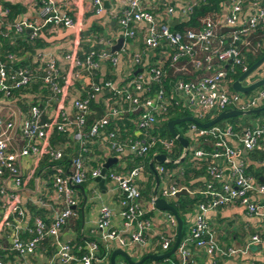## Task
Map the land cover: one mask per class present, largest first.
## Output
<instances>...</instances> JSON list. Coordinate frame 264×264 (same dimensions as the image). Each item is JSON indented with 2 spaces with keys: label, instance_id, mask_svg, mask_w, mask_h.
<instances>
[{
  "label": "built area",
  "instance_id": "built-area-1",
  "mask_svg": "<svg viewBox=\"0 0 264 264\" xmlns=\"http://www.w3.org/2000/svg\"><path fill=\"white\" fill-rule=\"evenodd\" d=\"M37 2L38 22L23 16L6 21L7 9L0 5V25L4 26V33H9L11 39L26 34L33 39L40 37L44 26L48 30L76 28L74 19L60 6V0ZM195 3L196 0H122L121 6L112 12L118 27L112 37H123L118 50L111 51L109 45L104 46L108 39L100 32L85 41L97 48H89L81 52V56L76 43L57 55L36 50L33 59L38 61L37 69L47 87L45 105L28 103L21 110L14 102L13 91H20L26 86L31 81V73L26 67L8 66L0 60V264H12L1 254L7 234L9 249L20 256L33 254L40 239L52 237V255L58 262H102L104 254L98 255V241L86 240L83 251L77 256L71 240H61L58 236L61 226L75 213L73 206L78 195L73 184L99 175L102 162L98 158L103 148L118 156L125 152L147 156V162L153 154H164L160 162L153 161L158 181L155 195H152L151 184L146 207L140 203L142 195L138 176L142 165H135L124 173L106 169L101 175L103 179L114 181L120 192L118 215L127 229L124 234L111 227L112 210L106 204L100 205L95 225L100 229L104 250L106 243L113 239L120 246L129 243L143 245L154 254L167 250L175 235L173 214L162 210L171 225V232L157 235L152 242H148L146 237L150 217L144 215L158 209L153 204L154 196L169 201L168 198H173L182 187L190 192L176 182L181 167L166 165L167 162L177 163L184 155L205 165L207 177L204 188L198 191L204 199L194 205L192 221L179 238L174 259H166L165 264H189L196 249L213 257L245 250L250 243L264 242V179L259 180L245 168L247 151L259 146L260 140L264 139V123L260 124L255 118L237 132L229 122L202 127L188 120L182 132L174 128L177 134L187 139L186 149L180 143V149H177L175 142L179 141L174 135L153 132L154 124L164 118L172 104H179L189 111L187 115L198 119L208 112L217 113L227 107L248 112L264 101V83L244 93L233 90L231 81L226 79L231 65H239L242 71L247 68L241 52L242 45L253 50L259 46L258 41L253 44L251 38L256 30H264V0H222L217 11L199 17L197 26L172 30L170 21L186 20ZM91 4L95 13L103 10V0H91ZM155 6L157 9H154ZM138 30H141L139 44L130 49L126 39H138ZM7 57L12 62L19 58L14 54ZM107 61L112 65L108 72L113 71V79L101 78V74L107 72L106 67L104 70ZM166 77H169L168 91L162 84L150 90L152 81ZM73 81H78L81 88L74 90L71 99L66 101L65 96ZM92 99L101 100L103 113L83 129ZM66 102H69L68 107ZM129 114L134 115L135 128L140 129L137 136H119L116 130L105 128L110 117ZM53 129L69 130L78 143L77 153L67 165L60 161L62 148L49 142ZM88 144L101 148V153L92 158L96 159L95 166L88 163L86 155H91L93 151ZM41 156L50 161L48 166L52 171L42 175L44 168L38 173L33 170L25 174L18 159L30 157L36 166ZM154 172L151 170L153 181ZM259 176L264 177V174ZM30 177L45 188L33 193L29 199L33 204L51 211L48 221L44 219L47 217L31 214L26 205L28 198L23 199L20 194L24 179ZM48 177L51 178L49 187L46 185ZM232 202L239 203L248 216L263 221L261 231L250 233L243 248H222L207 220L210 210ZM25 230L31 235L22 238L20 233Z\"/></svg>",
  "mask_w": 264,
  "mask_h": 264
},
{
  "label": "crops",
  "instance_id": "crops-1",
  "mask_svg": "<svg viewBox=\"0 0 264 264\" xmlns=\"http://www.w3.org/2000/svg\"><path fill=\"white\" fill-rule=\"evenodd\" d=\"M7 1L11 4L21 6L22 10L17 13L15 17H27L28 19L38 22L37 11L39 3L37 0H0V5ZM60 6L64 8L68 14L74 19L76 28H58L48 30L47 26L41 28L40 37L45 44L38 48L40 52L46 54L57 55L60 52L69 49L75 43L81 45L82 42L87 41V38L96 32H100L107 37V43L104 46H111L115 40L120 36H113L116 34L118 27L115 17L112 12L121 6L122 0H103V10L100 13H95L92 8L91 0H60ZM154 9H157L156 6ZM36 18V19H35ZM172 22V21H170ZM26 32V30H24ZM79 33V34H78ZM138 39H126L130 49L135 48L139 44V37L141 30L137 31ZM124 40V42H126ZM79 45V47H80ZM107 72H108V67ZM104 66V70H106ZM264 76V61L257 69H254L250 74L243 78L242 83L247 84L259 77ZM259 86V85H258ZM256 86V87H258ZM246 93V92H244ZM69 103V102H68ZM66 102V106L69 104ZM245 114V113H243ZM242 114H240L241 116ZM264 117V114H261ZM260 146L264 147V139L260 142ZM98 151H101L99 145H95ZM116 156V160L110 162L107 169L114 170L118 173H124L126 170L122 168L125 164L123 159H120L113 151L103 148L101 155V162H104L107 157ZM21 169L25 174H29L36 170L35 162L30 157H21L18 159ZM263 180V176H261ZM146 175L139 173L138 181L145 182ZM36 180V179H35ZM23 187L20 189V194L23 199L31 202L29 197L38 191H44L45 188L36 180L35 192H31L34 188V178L30 177ZM75 188V187H74ZM77 202L73 206L74 214L71 215L66 222L61 226L59 231V239L66 241H74L76 235H80L82 239L88 237H96L100 239V229L96 227L95 222L98 214V208L102 204L108 205L112 210L110 217V225L113 228L119 229L122 233H126L127 229L121 224L118 215L120 192L115 185V182L109 179H104L102 186H98L94 180L86 181L82 189L77 188ZM84 195V198H83ZM32 203V202H31ZM140 203L146 207L148 202L142 196ZM33 204V203H32ZM36 204V203H35ZM29 210V209H28ZM51 211L46 210L42 215L49 218ZM150 226L146 232L148 242L154 241L157 235L170 234L171 225L168 224L162 210L150 211ZM188 218V216L186 217ZM208 224L214 232L217 243L222 247L233 246L235 248H243L248 235L255 231H261L263 221L253 216H248L244 212V208L237 202L229 203L225 206H220L208 212ZM9 233V231H7ZM9 235L4 237L3 246L1 249L2 258L11 262L12 264H37L40 262L49 261L50 264H62L58 262L52 255L54 252V240L52 237H43V242L39 241L33 254L18 255L13 250L9 249ZM106 249L100 264H109L108 256L113 248H122L129 256L132 262L138 261L143 255L148 254L149 250L143 245L137 243H129L123 246L117 244L113 239L106 243ZM174 254V252H173ZM189 264H251L254 260L264 263V242L250 243L245 250L236 251L232 254H224L213 257L206 256L202 250H194ZM115 264H130L121 255L116 254ZM143 261V260H142ZM140 261L138 264H140ZM66 264H82L79 260H71ZM132 264V263H131Z\"/></svg>",
  "mask_w": 264,
  "mask_h": 264
},
{
  "label": "trees",
  "instance_id": "trees-1",
  "mask_svg": "<svg viewBox=\"0 0 264 264\" xmlns=\"http://www.w3.org/2000/svg\"><path fill=\"white\" fill-rule=\"evenodd\" d=\"M222 0H196L195 5L192 8L191 13L189 14V17L186 20H181L174 22L170 24V28L172 30H181L184 27L187 26H197L199 24V17L206 14L207 12H214L217 11L219 8V3ZM3 7L7 9V13L4 16V20H13V18L17 15L18 12L22 10L21 6H17L16 4H11L7 1L3 3ZM5 28L3 25H0V60L4 62L6 65L10 66H21L26 67L29 69L31 73V81L24 87L20 89V91L14 90L13 91V97L14 102L20 107L21 110H24L28 103H34V104H40L45 105L46 100V94H47V87L45 84H43V80L41 77V72L38 67V61L34 60V56L36 53V50H39L38 48L42 47V45L45 44V41L42 40L41 37H35V38H29L26 34L23 37H16L11 39L9 36V33H4ZM253 44L255 41H258L259 46L256 48V50L251 49L249 46L242 45L241 52L244 56V60L247 63V66L251 64L254 60H256L262 52H264V30H256L254 35L251 38ZM80 45V44H79ZM78 45V51L80 56L82 55L81 52L86 51L89 48L96 49L97 46H89L85 42H82V44L79 47ZM8 54H14L19 56V58L15 59L13 62L8 59ZM33 59V60H32ZM12 62V63H11ZM112 65L107 61L105 63V67H108L110 69ZM241 68L239 65H231V69L227 70L226 73V79L229 81H232L238 74L241 73ZM102 75V79L104 78H114L113 71L112 72H104ZM169 77H166L164 80L160 81H152L149 85L150 90L158 88L159 84H162L164 89L168 91L169 89ZM95 79H97L95 77ZM100 79V78H99ZM261 86V85H259ZM81 88L80 83L78 81H73L72 86L68 89L69 92L65 96V100L68 101L73 96L74 90H79ZM106 94V91H104V95ZM258 109H255L257 108ZM89 112L85 116L84 123H83V129H85L91 121L100 116L103 113V105L100 99H92L89 103ZM189 114V111L187 109H183L179 104H172L169 105L167 112L164 114V118L162 120H158L153 127V132L158 131L161 135H167L169 136L170 133L167 129L166 120L174 117H180ZM216 114L215 111H211L206 113L202 118H198L199 121H205L209 118L213 117ZM261 114H264V101H262L258 106L254 107L253 109H250L247 113L240 115H234L229 116L223 119L218 120L215 123H222V122H229L232 124V127L234 130L239 132L241 128L248 124L250 121H253L255 118H258V122L264 123V117L261 116ZM43 119H46L45 115H43ZM134 115H120L115 117H110L109 121L106 125V129H114L119 134V136H129L134 137L137 136L138 133H140V129L135 128L134 124ZM188 123V120L180 121L174 124V128L182 132ZM176 124L180 127V130L177 129ZM176 141V140H175ZM261 141V140H260ZM49 142L52 146H60L62 148V156L60 158V161L65 165L68 164L69 159L77 153L78 150V143L72 138L71 133L69 130H56L53 129L50 133ZM177 149H180L179 142H175ZM202 145L207 147V144L203 143ZM92 151L91 155L88 156V163L91 166L96 165V159H92L101 152L98 151L94 145L88 144ZM92 147V148H91ZM177 151V150H176ZM247 161H246V171L252 173L256 176L259 180H262L261 176L259 174H264V147L255 146L249 151H247ZM120 159H123L125 164L122 168L119 166L118 169L122 170H128L131 167L135 165H142V173L146 175L147 179L145 182L140 183V191L141 195L144 198H148L151 184L153 183L152 176H151V170L148 166L147 162V156H138L134 155L128 152H125L123 154H120L118 156ZM98 159H101L98 158ZM50 161L47 160V157L41 156L36 161V170L44 169L42 172V175L49 174L52 169L48 166V163ZM197 160H190L185 155L178 160L177 163L167 162L166 165L168 166H175L179 165L181 167V173L176 175V182L180 185L185 186L190 192H186L184 194H180L176 198L173 197L169 202L174 206L176 209L177 214L181 217L182 220V226H181V234L185 233L184 230V212L191 211L194 205L199 202L200 200L204 199V196L198 192L200 189L204 188V180L207 177L205 174V165L203 162L198 163ZM110 169H108L109 171ZM88 176V175H87ZM29 179V178H28ZM28 179H24L25 182L28 181ZM92 181L93 178L86 177V179L81 182L80 184L83 186L86 181ZM46 185L48 187L51 185V178L48 177L46 181ZM77 191L78 189L75 188ZM27 208L29 209L31 214H38L41 217H44L42 214L46 211L42 206L32 204L31 202L26 203ZM169 211V210H168ZM194 211V208H193ZM150 212H146L144 216H149ZM31 219V218H29ZM46 221H48V218H44ZM29 225H31V221L28 222ZM8 229V228H5ZM31 235L30 232L27 230L20 233V236L22 238H27ZM94 239L98 241L97 246V252L98 255H103L105 250L103 243L100 239L96 237H88L87 239H82L80 235H76V239L74 241H70L72 245V249L74 250V253L78 256L83 251V245L86 240ZM43 242V238L40 239ZM173 242V239L171 240V243L167 250L171 247V244ZM10 245V241L8 243ZM195 257V256H192ZM166 259H174V254L171 253L166 257L161 258H151V257H145L143 261L140 264H147L149 262H153L154 264H165ZM195 259L197 260L198 257L196 256ZM254 264H264L263 262H259L258 260L253 261ZM198 264H201L198 262Z\"/></svg>",
  "mask_w": 264,
  "mask_h": 264
},
{
  "label": "water",
  "instance_id": "water-1",
  "mask_svg": "<svg viewBox=\"0 0 264 264\" xmlns=\"http://www.w3.org/2000/svg\"><path fill=\"white\" fill-rule=\"evenodd\" d=\"M174 23V20L171 22V24ZM123 43V37L120 35L115 42L110 46V50L111 51H115L118 50L120 48V46ZM264 61V52H262V54L256 59L254 60L251 64H249L247 66L246 69H244L243 71H241L240 74H238L232 81H231V88L233 90H237L240 92H247L253 88H255L256 86L263 84L264 83V78L263 77H259L247 84H243L242 80L243 78H245L248 74H250L254 69L258 68L259 65ZM140 68H137L136 70H138ZM255 109H258L255 108ZM246 110H240L237 108H231V107H227L225 109L220 110L219 112H217L213 117L209 118L208 120L205 121H199L198 119L192 117L191 115H184V116H180V117H174V118H170L166 120V125H167V129L169 131V133L171 135H174L176 137V139L179 141V143L182 145V147H184L186 149L187 147V139L180 135L177 134L175 129H174V124L180 121H184V120H190L193 121L194 123H196L198 126H202V127H206L208 125H211L212 123L217 122L220 119L229 117V116H234V115H240L243 113H246ZM164 158V154L163 153H156L153 154L149 160H148V166L149 168L154 172L153 169V161H158L160 162L162 159ZM116 160V156H109L106 158V160L104 162L101 163L100 166V173L99 175L95 176L93 179L94 181L97 182V185L100 187L102 186L103 183V177L101 176L105 170L107 169L108 165L110 162H113ZM264 179V178H263ZM157 175L154 172V181H153V188H152V195H155V191H156V186H157ZM74 187L82 189V185L81 184H73ZM35 187H36V181H34V188L31 189V192H35ZM187 190L182 187L181 189H179L178 191L175 192L174 197L176 198L177 196H179L180 194H184L186 193ZM84 198V195H83ZM153 204L156 208L161 209V210H169L175 219V235H174V239L173 242L171 244V247L162 252V253H158V254H154V253H148L143 255L138 261L136 262H132L128 256V254L119 247L113 248L108 256V263L109 264H115V255L119 254L121 255L128 263H132V264H138L140 261H142L145 257H151L154 259L157 258H161V257H166L169 254L173 253L175 251V248L177 246V243L179 241V238L181 236V226H182V220L181 217L177 214L176 209L174 208V206L167 201L165 198L161 197V196H154L153 198Z\"/></svg>",
  "mask_w": 264,
  "mask_h": 264
},
{
  "label": "rangeland",
  "instance_id": "rangeland-1",
  "mask_svg": "<svg viewBox=\"0 0 264 264\" xmlns=\"http://www.w3.org/2000/svg\"><path fill=\"white\" fill-rule=\"evenodd\" d=\"M257 69V68H256ZM176 127L177 129L180 130V127L178 126V124H176ZM25 183H28V182H25ZM169 200H171V198H168ZM194 208V207H193ZM193 208L191 211H187V212H184V230L185 232L187 231L191 221H192V218H193ZM188 216V218H186Z\"/></svg>",
  "mask_w": 264,
  "mask_h": 264
}]
</instances>
